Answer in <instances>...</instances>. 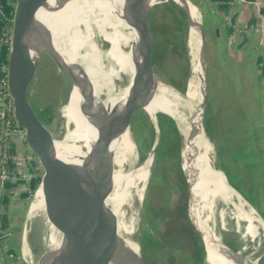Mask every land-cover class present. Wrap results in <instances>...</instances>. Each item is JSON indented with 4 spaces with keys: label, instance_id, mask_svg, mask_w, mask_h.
Wrapping results in <instances>:
<instances>
[{
    "label": "bare ground",
    "instance_id": "bare-ground-1",
    "mask_svg": "<svg viewBox=\"0 0 264 264\" xmlns=\"http://www.w3.org/2000/svg\"><path fill=\"white\" fill-rule=\"evenodd\" d=\"M44 1L45 4L37 6L35 18L51 30L59 60L66 62L77 74L67 101L59 107L61 133L53 132L47 126L57 159L72 179L76 169L82 171L85 167H92L89 160L91 148L109 128L105 122L106 114L112 108H124L126 104L137 71L138 38L132 26L135 7L129 0ZM164 1L150 0L152 4ZM173 1L182 5L191 19L187 40L190 70L186 89H178L155 74L143 109L157 131L159 114L170 117L178 129L182 169L190 190V215L207 244L202 264H258L259 256L264 253V220L243 193L229 184L222 170L218 168L214 172L210 164L216 153L202 125L206 73L199 52L201 10L190 0ZM94 40L96 42L91 43ZM42 50L27 49V61L35 62L42 53L54 60L51 46ZM113 52L116 55H112ZM58 71L63 69L58 67ZM81 86L93 90V97L83 94ZM156 144L157 139L142 162L134 166L137 145L131 127L110 143L113 164L109 178L102 186L106 192L105 200L117 218L120 256L113 254L101 264H141L137 233ZM210 174L217 175V184L235 205L232 227H227L221 214H215L211 202L215 193L207 178ZM31 203L21 251L29 262L40 264L29 240L31 225L37 221L41 225L39 242L46 264H85L87 259L82 242L69 223L47 203L41 185H38ZM230 230L235 235L227 240L225 233ZM211 239L219 245L216 242L213 245ZM221 242L224 246H220ZM230 243L233 247L229 249L226 246Z\"/></svg>",
    "mask_w": 264,
    "mask_h": 264
},
{
    "label": "rangeland",
    "instance_id": "rangeland-1",
    "mask_svg": "<svg viewBox=\"0 0 264 264\" xmlns=\"http://www.w3.org/2000/svg\"><path fill=\"white\" fill-rule=\"evenodd\" d=\"M190 1L198 3L196 5L201 9V21L207 40V103L203 126L216 153L210 162L211 167L214 172L221 169L230 184L239 189L264 218V166L256 162L253 149L254 142L259 140L262 132L257 117L259 108H262L261 113L264 114L259 90L254 83L249 82L254 79L255 69L250 63L243 70L236 65L224 66L223 61L231 62V58L222 61L219 57L207 29V14L203 12L202 0ZM179 9L173 0L160 2L153 7L150 16L152 61L157 75L184 91L190 70L187 47L189 23L185 13L182 14ZM42 54L45 68L38 81V89L35 88L33 92V101L41 120L53 132L60 134L62 120L59 107L67 101L73 85L63 71H58L55 61L45 53ZM112 55H116L115 52ZM158 124L160 141L154 154L151 176L145 187L137 233L142 256L146 264H202L204 246L200 239L198 244L195 243L189 229L188 182L182 169L179 132L173 120L165 114L158 115ZM131 130L137 145V157L133 163L135 166L142 162L152 148L157 129L146 111L139 109L132 118ZM213 175L207 178L215 193L211 201L215 214H221L227 227H232L235 224V205L226 191L217 184V175ZM37 187L32 186L22 204L12 233L13 244L19 256H23V264H31L21 251L27 213ZM40 236L41 225L35 221L30 229V245L39 263L46 264L40 247Z\"/></svg>",
    "mask_w": 264,
    "mask_h": 264
},
{
    "label": "water",
    "instance_id": "water-1",
    "mask_svg": "<svg viewBox=\"0 0 264 264\" xmlns=\"http://www.w3.org/2000/svg\"><path fill=\"white\" fill-rule=\"evenodd\" d=\"M129 1L135 7L132 26L135 28L138 38L137 54L135 55L137 71L124 108H112L106 114L105 122L109 125V128L91 148L89 160L92 167H85L82 171L76 169L72 179L68 176L65 167L57 159L49 140L47 126L39 117L33 101V92L35 88L36 90L38 89V81L44 73L43 54L38 60L30 63L27 61V49L34 47L44 50L46 47L51 46L55 63L63 69L64 75L71 80L72 85L77 79V74L69 68L66 62L59 60L58 53L53 47L51 30L40 24L35 18L37 6L45 4L44 0H12V8L7 9L2 6L3 10L13 19L9 23L12 27V34L6 62L8 94L4 99V103H10L16 124L25 130L27 149L39 172V185L43 188L47 203L69 223L74 229L76 236L82 242L87 259L85 264H101L113 254L120 256V249L117 248L119 243L117 238V218L105 200L106 192L102 186L108 180L113 164L110 143L119 133L131 127L135 112L146 106L149 98V89L153 84L155 74L157 75L152 61L153 34L150 28V16L153 7L158 3L152 4L150 0ZM178 6L184 11L190 25V16L182 5ZM12 10L13 13L11 14L9 11ZM4 25L5 21L0 13V28H3ZM65 35L67 38V33ZM64 41L67 44V41ZM199 52L202 56L206 73L203 98L204 119L207 103V40L203 22H201ZM80 90L83 94L93 97V90H86L82 86ZM0 112L3 113V118L7 117L3 103L0 104ZM158 132L159 130L157 131V144L154 146V152L160 141ZM4 148L5 144H1L0 155L3 153ZM225 178L228 180L226 175ZM230 185L233 186L232 184ZM0 202V227L2 234L5 235L0 251V264H3L2 258L5 259L7 264H12L19 260L20 254L9 251V246L14 248L12 233L15 227L11 222L13 203L8 191L2 190ZM248 202L254 206L249 200ZM189 207L190 190L188 184L187 216L206 253L207 244L192 221ZM234 235L231 230L225 233L227 240L234 238ZM137 241L140 249L141 264H146L142 256V248L138 237ZM211 242L213 245L215 242L217 243V241L212 239ZM231 243L225 246L230 249V247H233ZM221 245L224 246L222 242ZM22 257L20 258L23 259ZM56 257L58 259L57 253ZM232 260L236 261L235 258H232ZM258 264H264V253L259 256Z\"/></svg>",
    "mask_w": 264,
    "mask_h": 264
},
{
    "label": "crops",
    "instance_id": "crops-1",
    "mask_svg": "<svg viewBox=\"0 0 264 264\" xmlns=\"http://www.w3.org/2000/svg\"><path fill=\"white\" fill-rule=\"evenodd\" d=\"M0 2L3 7L12 8V0ZM201 5L203 12L207 14V29L218 55L220 54L219 57L222 61L231 58V62L223 61L224 66L236 65L241 70L250 63L255 69V75L249 82L254 83L255 88L259 90V97L264 106V0H202ZM8 54L9 46L0 44V63L7 62ZM259 111L257 117L262 132L259 140L254 142L253 149L256 162L264 166V114L261 113L262 108H259ZM4 152L8 156L10 179L3 190L8 191L12 199L11 222L15 227L17 215L22 210V204L32 186H35L39 172L27 157L23 158L16 152L12 142L11 146L5 147ZM9 251L19 254L15 245L14 248L9 246ZM2 261L7 264L4 258ZM12 264H23V261L19 257V260Z\"/></svg>",
    "mask_w": 264,
    "mask_h": 264
},
{
    "label": "built area",
    "instance_id": "built-area-1",
    "mask_svg": "<svg viewBox=\"0 0 264 264\" xmlns=\"http://www.w3.org/2000/svg\"><path fill=\"white\" fill-rule=\"evenodd\" d=\"M9 12L12 14L13 10ZM0 13L3 15V19L5 21V25L2 28V31L0 32V44L4 43L9 46L11 40V34H12V27L9 25V23L13 19L12 17H10L9 14H7L3 10L2 5H0ZM7 94H8L7 64L5 62V63H0V104L3 103V108L7 112V117L3 118V113L0 112V145L5 144V147L11 146V142H12L16 147V152H18V154L23 158L27 157L29 161H31L32 164H34L32 157L27 149L25 130L16 124L13 116V109L10 103H4V99L7 96ZM34 167L35 169H37L35 164ZM30 176L32 175L30 174ZM9 179H10V170L8 165V156L3 151V153L0 155V196L5 184ZM0 217H1V202H0ZM4 240H5V235L2 234L0 227V251L4 243Z\"/></svg>",
    "mask_w": 264,
    "mask_h": 264
},
{
    "label": "trees",
    "instance_id": "trees-1",
    "mask_svg": "<svg viewBox=\"0 0 264 264\" xmlns=\"http://www.w3.org/2000/svg\"><path fill=\"white\" fill-rule=\"evenodd\" d=\"M198 4V3H196ZM175 7H177L175 4H174ZM179 11L183 14L184 11L180 8ZM40 183V176H38V178L35 180V185H39ZM189 229L192 231V236H193V239L195 240V243L198 244L199 242V238H198V235L194 232V230L192 229V226L190 225L189 226ZM201 253H202V250L199 252V256H201Z\"/></svg>",
    "mask_w": 264,
    "mask_h": 264
}]
</instances>
